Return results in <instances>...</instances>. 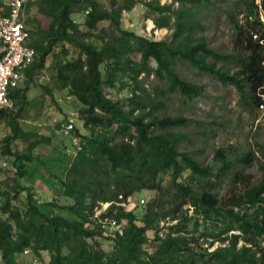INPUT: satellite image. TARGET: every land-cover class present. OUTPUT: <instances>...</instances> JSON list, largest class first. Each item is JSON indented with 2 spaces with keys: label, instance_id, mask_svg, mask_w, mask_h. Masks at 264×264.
Wrapping results in <instances>:
<instances>
[{
  "label": "trees",
  "instance_id": "obj_1",
  "mask_svg": "<svg viewBox=\"0 0 264 264\" xmlns=\"http://www.w3.org/2000/svg\"><path fill=\"white\" fill-rule=\"evenodd\" d=\"M138 1L145 4L146 16L156 27L172 28L167 36L152 38L121 25L122 11ZM175 1L177 6L159 0L37 1L33 15L39 25L28 40L37 57L25 69V80L33 81L40 69H47L53 86L33 82L53 100L54 87L74 96L86 131L74 124L67 130L79 137L74 153L62 150V157L52 153L47 158L41 156V151L35 154L39 144L50 141L51 133L23 127L20 115L27 103L25 86L9 90L16 108L0 109V126L7 128L0 136V150L2 157L12 156L13 164L10 182L5 186L0 182L3 264H19L17 254L41 259L43 264L264 261V141L256 140L241 150L219 145L211 160L202 163L179 150L178 137L167 130L183 123L186 117L156 112L162 104L159 92L178 90L188 97L201 93V83L185 79L177 71L175 65L180 59L222 83L233 84L246 104L262 103L264 0H233L236 7H242L244 23L226 10L235 28L234 45L246 51L237 59L238 67L230 72L217 62L238 54L217 50L204 34L191 33L200 25L193 6L211 4L212 0ZM33 4L34 0H26L25 12ZM6 9L0 0V13ZM75 11L83 13L82 22L72 16ZM38 13L49 17L45 26ZM102 20L108 24L100 25ZM150 74L154 80L163 79L165 87L147 92L141 77ZM116 84L129 86V94L115 99L107 96L104 86ZM68 121L63 111L55 124L57 131L64 133L62 124ZM36 160L48 169L50 184L57 183L70 202L39 201L33 184L19 182ZM253 163L260 171L256 178L244 170ZM186 169L189 171L185 173ZM162 172L169 174L167 182ZM224 178L233 186L226 195L216 188ZM146 189L156 193L143 204H136L140 205L138 211L125 208L122 202L139 201ZM105 201L109 203L99 216L125 219L121 234H105L94 217L95 209ZM184 204L192 206L191 214ZM166 219L175 221L167 224V231L161 235L160 221ZM148 230L153 231L152 241L156 244L151 249L145 245ZM102 239L110 240L111 247H102ZM215 241L221 243L208 249Z\"/></svg>",
  "mask_w": 264,
  "mask_h": 264
},
{
  "label": "rangeland",
  "instance_id": "obj_2",
  "mask_svg": "<svg viewBox=\"0 0 264 264\" xmlns=\"http://www.w3.org/2000/svg\"><path fill=\"white\" fill-rule=\"evenodd\" d=\"M37 1L34 0L31 9L25 12L27 18L26 25L31 30V34L27 38L28 40L32 38L36 27L39 25L38 19L33 15L36 10ZM159 1L161 3L171 2L173 6H177L178 4L175 0ZM235 5L233 0H212L211 4L200 5L199 7H195L196 5H194L192 8V10L196 9L194 10L195 18L200 22V25H196L194 30L191 31L192 35L199 36L200 34H204L210 46L222 52H235L238 54L235 58L217 62V65L222 63L229 72L238 67L237 59L246 54L245 49L234 45L235 28L226 13V10L232 11L236 15L238 22L244 23L245 17L244 12H241L242 7H236ZM38 16L41 18V24L45 26L49 21V17L43 13H38ZM72 16L79 22H82L84 17L80 11L73 12ZM99 24L107 25L108 21L102 20ZM121 25L124 28L133 29L139 34L152 38H163L172 29L156 27L152 19L146 16V6L140 1L135 3L131 9L122 11ZM151 63L154 64V61L151 60ZM175 67L185 79L202 84L201 93L193 97L183 95L178 90L173 92L166 91L165 93L159 92L157 95L162 101V104L156 109L159 115L170 114L186 117V120L180 125L167 128L168 131L178 137L177 145L179 150L185 151L202 163H207L211 160L215 148L219 145H231L235 150H241L251 146L256 140L264 141V96H262V104L258 101L246 104L239 97V92L233 84L222 83L214 75L202 71L182 59L176 62ZM36 75L37 78L33 79L34 82L39 81L48 85H54L50 72L47 69H40ZM141 80L142 86L147 92H153L155 87L158 89L165 87L163 79L159 81L154 80L152 74L147 78L141 77ZM33 81H26L24 79L20 83L21 87L25 86L24 90L27 100L24 109L21 111V123L25 128L39 130L42 133H51L50 141L39 144L35 154L41 151V156L47 158L52 153L57 154L58 157H62V150L74 153L79 137L70 131H64V133L57 131L55 124L60 120L63 111H65L67 120H72L74 126H77L80 131H86L77 109L79 105L78 101L74 96L69 95L66 89L60 90L56 87L52 89L53 100L40 84H35ZM127 87H120L116 84L113 87L104 86L103 90L107 96L115 99L127 96L129 94ZM62 121L64 122L65 120ZM4 126V124L0 126V136L7 131V128ZM52 129L55 131L51 132ZM17 146L21 147L22 145L19 143ZM11 160L12 156H5L0 159V182L4 186L10 182L8 177L13 172L11 171L13 169ZM33 165L30 173H25L19 177V182L26 185L33 184L32 190L35 192L37 200L53 199L58 203L71 201L70 197L62 194L57 183L55 186L50 184V177L52 176L49 175L48 169L39 160H36ZM244 170L252 173L254 178L260 175L256 163L246 166ZM188 171L189 169H186L185 173ZM161 175L167 182L169 174L162 172ZM232 187L226 178L216 186L222 195H226ZM22 192L24 193L25 191L23 190ZM155 193L154 190L146 189L144 192H141L140 197H143L144 201H146L149 196ZM129 201L136 203L135 200ZM129 201L125 202V207H128ZM136 204L131 208L138 211L140 205L136 206ZM183 208H187L188 214L192 213L191 205L184 204ZM174 221L168 219L160 221L161 228L159 234L164 235L167 231V224ZM138 222L141 223L140 221ZM147 234L149 240L145 245L151 249L152 245H156L152 241L154 233L148 230ZM199 240L202 241L203 245L207 244L201 237ZM101 241L102 247H111L110 240L102 239ZM241 242L242 240L238 244ZM220 243V241H215L212 245L208 246V249H212ZM261 244L264 245V237L261 239ZM17 258L19 264H43L41 259L36 258L34 260L26 254H17ZM0 264H3L1 259ZM258 264H264V261Z\"/></svg>",
  "mask_w": 264,
  "mask_h": 264
},
{
  "label": "built area",
  "instance_id": "obj_3",
  "mask_svg": "<svg viewBox=\"0 0 264 264\" xmlns=\"http://www.w3.org/2000/svg\"><path fill=\"white\" fill-rule=\"evenodd\" d=\"M25 2L26 0H2V6H6L7 9L4 13H0V109L16 108V102L9 95V90L20 86V83L26 78L25 69L37 57L36 49L28 43L27 39L29 32L25 22ZM62 125L64 131H67L73 126V122L69 120ZM76 145L78 146L77 142ZM143 202V197L136 201L137 204H143ZM108 203V201L101 202V206L95 209L94 217L97 218V222L105 234H121L125 219H117L109 215L99 216L100 211L105 209ZM136 203L129 201L128 207L125 208L130 209ZM122 204L125 205V202ZM27 250V248L24 249L23 253H26Z\"/></svg>",
  "mask_w": 264,
  "mask_h": 264
},
{
  "label": "bare ground",
  "instance_id": "obj_4",
  "mask_svg": "<svg viewBox=\"0 0 264 264\" xmlns=\"http://www.w3.org/2000/svg\"><path fill=\"white\" fill-rule=\"evenodd\" d=\"M150 24H152V22H150Z\"/></svg>",
  "mask_w": 264,
  "mask_h": 264
}]
</instances>
